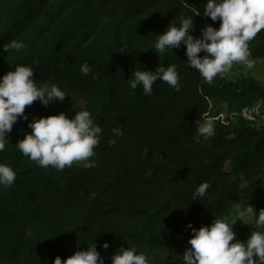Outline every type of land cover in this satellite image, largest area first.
<instances>
[{
    "label": "trees",
    "instance_id": "16d2710c",
    "mask_svg": "<svg viewBox=\"0 0 264 264\" xmlns=\"http://www.w3.org/2000/svg\"><path fill=\"white\" fill-rule=\"evenodd\" d=\"M207 0H0V76L16 64H32L37 85L56 84L68 96L49 105L26 106L7 133L0 163L17 173L0 188V264H53L94 243L111 264L120 248L135 246L150 264H183L182 256L195 228L215 218L233 220L234 205L250 199L256 218L264 209V123L245 120L242 108L261 100L264 84L252 76L211 84L186 65L185 47L154 53L159 34L180 16L192 15L194 37L211 24L204 16ZM201 12L200 15L193 13ZM18 39L21 51L3 44ZM252 59L264 57V30L249 44ZM201 52L199 55L203 56ZM159 56V57H158ZM87 62L91 72L80 66ZM177 66L180 90L157 80L151 95L130 85L134 70ZM229 110L215 121V135L194 141L199 122L212 105ZM89 110L102 129L95 167L74 163L58 171L40 167L16 144L32 130L33 117L64 112L71 118ZM232 113V115H231ZM233 114L236 118H233ZM123 136L115 145L112 129ZM203 182L205 197L193 201ZM257 229L240 225L236 239L245 241ZM107 242L109 247L103 248ZM235 242V241H233Z\"/></svg>",
    "mask_w": 264,
    "mask_h": 264
},
{
    "label": "clouds",
    "instance_id": "9594fccd",
    "mask_svg": "<svg viewBox=\"0 0 264 264\" xmlns=\"http://www.w3.org/2000/svg\"><path fill=\"white\" fill-rule=\"evenodd\" d=\"M204 16L213 22L220 21L219 28L211 24L201 30L199 37H194L192 15L180 16L179 23L174 19L167 29L160 33L154 44V53L163 55L173 48L185 47L186 65L198 71L205 83L211 84L218 76H223L239 63L247 69L255 67L251 57L249 44L264 30V0H207L202 11ZM200 15L201 12L193 13ZM25 44L14 39L4 43L6 52L21 51ZM205 53L203 56L199 55ZM159 57V56H158ZM37 63L33 61L32 64ZM32 64H16L14 70L0 76V152L5 150L7 133H10L18 119L28 120L26 106L39 100L43 105L59 99L63 101L66 92L56 84L43 83L39 86L34 77ZM80 72L88 75L91 72L87 62L80 66ZM130 87L142 86L145 95H151L153 84L157 80L166 82L170 87L180 90V77L177 66L167 67L160 63L155 71L134 70L131 73ZM30 133L16 144L20 152L42 168L52 167L63 171L74 163L84 168L97 166L91 159L96 155L103 129L95 122L92 113L79 110L69 118L64 112L46 117H33L29 121ZM114 138L109 144L115 145L123 136L120 128L112 129ZM215 135V121L208 118L199 122L194 141L201 143ZM17 173L7 164L0 163V188L7 189L16 180ZM210 185L201 183L192 193L193 201L205 197ZM246 212L254 221L257 229H264V209L256 218L254 207L249 205ZM248 224V219L242 220ZM236 219L215 218L211 225L195 228L187 225L192 236L187 241L190 247L183 253V264H264V230H254L245 240L236 239L233 225ZM235 241V242H233ZM107 249L109 244L102 245ZM53 264H104V258L94 243L87 248L77 250L73 255L62 259L57 256ZM111 264H150L146 252H137L135 246L120 248L111 256Z\"/></svg>",
    "mask_w": 264,
    "mask_h": 264
},
{
    "label": "rangeland",
    "instance_id": "374dc122",
    "mask_svg": "<svg viewBox=\"0 0 264 264\" xmlns=\"http://www.w3.org/2000/svg\"><path fill=\"white\" fill-rule=\"evenodd\" d=\"M253 60L255 62L254 68L247 69L244 66L240 65L239 63H236L233 65L229 73L225 74L224 76L228 79L237 77L238 75L252 76L255 79L261 80L264 84V57L256 58ZM228 112L229 110L226 108L224 104L221 105L214 104L211 106L208 116L210 118L219 116L221 119H223L228 114ZM235 116L236 115L233 114V118H236ZM255 121L258 124H262L264 123V117L261 114H259L256 117ZM249 205L254 207L250 199H245L231 208L230 214L233 217V220L236 219V222L233 225V231L235 233H238L240 229V225L244 224V222L242 221L243 219L247 218L248 222L251 221L250 215L245 210V208Z\"/></svg>",
    "mask_w": 264,
    "mask_h": 264
},
{
    "label": "built area",
    "instance_id": "2783aa9c",
    "mask_svg": "<svg viewBox=\"0 0 264 264\" xmlns=\"http://www.w3.org/2000/svg\"><path fill=\"white\" fill-rule=\"evenodd\" d=\"M262 111L261 100H257L252 105L245 106L238 115L245 120H255Z\"/></svg>",
    "mask_w": 264,
    "mask_h": 264
}]
</instances>
